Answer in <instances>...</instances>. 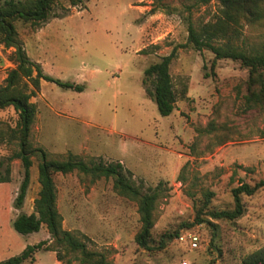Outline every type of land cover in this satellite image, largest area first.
<instances>
[{
	"label": "rangeland",
	"instance_id": "rangeland-1",
	"mask_svg": "<svg viewBox=\"0 0 264 264\" xmlns=\"http://www.w3.org/2000/svg\"><path fill=\"white\" fill-rule=\"evenodd\" d=\"M189 23L223 28L215 45L229 41L264 51V16L224 21L218 0H82L77 6L56 0L45 22H14L27 55L44 73L83 87L40 81L30 98L36 106L31 145L49 158L72 153L86 162H118L142 191L158 192L151 248L144 249L134 240L137 202L120 194L112 177L53 175L63 228L105 253L110 264H243L264 247V188L241 196L243 213L235 219L209 214L234 208L231 190L240 182L264 179V98L247 100L249 72L239 61L196 50L188 42ZM174 47L169 73L177 102L161 116L145 92L143 71ZM12 51L0 43V85L14 66ZM259 73L264 83V70ZM17 120L12 106L0 109V177L9 169L0 181V261L26 245L51 243L44 225L26 235L12 226L18 214L33 211L39 190L34 155L26 196L15 206L24 172L19 159L8 160L17 150ZM189 233L198 236L194 249L179 240ZM69 258L59 261L42 248L22 264H80Z\"/></svg>",
	"mask_w": 264,
	"mask_h": 264
},
{
	"label": "trees",
	"instance_id": "trees-1",
	"mask_svg": "<svg viewBox=\"0 0 264 264\" xmlns=\"http://www.w3.org/2000/svg\"><path fill=\"white\" fill-rule=\"evenodd\" d=\"M82 0H69L72 6H77ZM204 3L210 0H202ZM56 0H6L0 5V43L6 48H13L11 60L14 64L6 74L4 83L0 85V109L12 106L18 114L17 127L14 131L17 150L8 160L19 159L24 172L20 184L15 206L20 208L27 193L30 181L31 157L39 158L37 164L39 190L33 202V211L29 214L20 213L13 220L14 230L20 234L38 232L42 225L49 233L48 240L39 241L36 244L26 245L17 255L1 260L0 264H22L25 261H33L34 254L44 248L55 252L56 258L62 261L64 255L70 254L72 258L67 263L77 260L80 264H110L108 257L103 252L88 248L87 242L73 232L62 226L63 218L57 208V191L53 175L66 174L78 171L92 178L114 179V188L122 195L137 202L140 229L134 240L140 247L150 249L151 230L153 227V210L158 198V192L154 189L142 191L132 183L126 175L120 163H105L102 160L86 162L78 155L69 153L65 159L49 158L47 153L39 147H33L30 141L31 126L36 115V106L30 98L36 94L40 87V81H48L62 88H70L82 91L83 87L70 82L56 79L42 70L38 62L33 61L26 53L22 41L19 39L14 22L18 19L31 21L33 24L45 22L52 14ZM224 21L236 23L241 18L250 21L258 20L264 16V0H218ZM188 42L196 50L208 49L214 55V59L229 58L239 61L248 69L247 100L259 102L264 98V83L260 77V71L264 70V51H245L241 47L229 41L219 45L213 44V40L222 38L223 28H209L203 26L196 29L188 24ZM177 47L160 58L159 61L150 64L143 71L142 83L145 92L155 102L161 116L172 113L177 102V94L173 88L169 66L176 57ZM147 83H149L148 86ZM260 86L256 91L255 87ZM6 167V175L8 174ZM0 177L5 181L7 176ZM264 188V179L254 184L240 182L232 188L234 208L232 210H215L209 214L214 218L235 219L242 215V195H252L257 190ZM243 264H264V247L260 248L243 260Z\"/></svg>",
	"mask_w": 264,
	"mask_h": 264
},
{
	"label": "built area",
	"instance_id": "built-area-1",
	"mask_svg": "<svg viewBox=\"0 0 264 264\" xmlns=\"http://www.w3.org/2000/svg\"><path fill=\"white\" fill-rule=\"evenodd\" d=\"M179 240L186 241L191 249L197 247L198 236L194 233H189L187 237L180 235Z\"/></svg>",
	"mask_w": 264,
	"mask_h": 264
}]
</instances>
